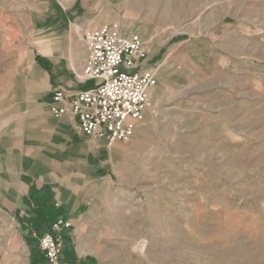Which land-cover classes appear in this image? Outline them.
I'll use <instances>...</instances> for the list:
<instances>
[{
    "label": "rangeland",
    "instance_id": "rangeland-1",
    "mask_svg": "<svg viewBox=\"0 0 264 264\" xmlns=\"http://www.w3.org/2000/svg\"><path fill=\"white\" fill-rule=\"evenodd\" d=\"M114 22L158 82L130 140L94 145L82 259L264 264V0H0V127L33 95L38 41ZM36 249L0 210V264Z\"/></svg>",
    "mask_w": 264,
    "mask_h": 264
},
{
    "label": "crops",
    "instance_id": "crops-1",
    "mask_svg": "<svg viewBox=\"0 0 264 264\" xmlns=\"http://www.w3.org/2000/svg\"><path fill=\"white\" fill-rule=\"evenodd\" d=\"M66 36L53 32L38 41L40 52L28 76L33 95L20 117L0 127V210L18 221L26 246L37 248L35 234L51 229L59 216L70 218L73 226L63 235L65 257L72 260L82 259L75 220L94 179L89 166L94 145L107 144L83 134L73 114L56 118L50 112L57 86L77 91L93 84L80 78L85 50L79 36ZM26 256L28 264H47L39 248Z\"/></svg>",
    "mask_w": 264,
    "mask_h": 264
},
{
    "label": "built area",
    "instance_id": "built-area-1",
    "mask_svg": "<svg viewBox=\"0 0 264 264\" xmlns=\"http://www.w3.org/2000/svg\"><path fill=\"white\" fill-rule=\"evenodd\" d=\"M85 63L80 75L89 87L77 91L57 86L49 103L56 118L73 114L86 136L107 146L130 140L144 120L149 90L157 85L156 72L145 64V43L139 34H125L119 23L87 29L82 35ZM70 218L59 216L52 228L35 234L47 264H84L83 259L65 257L63 230Z\"/></svg>",
    "mask_w": 264,
    "mask_h": 264
}]
</instances>
